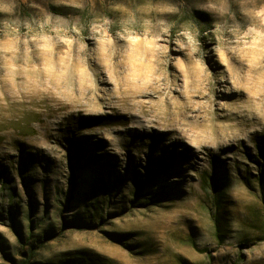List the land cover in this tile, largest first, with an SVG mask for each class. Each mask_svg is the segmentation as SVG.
<instances>
[{"label": "rangeland", "instance_id": "rangeland-1", "mask_svg": "<svg viewBox=\"0 0 264 264\" xmlns=\"http://www.w3.org/2000/svg\"><path fill=\"white\" fill-rule=\"evenodd\" d=\"M0 264H264V0H0Z\"/></svg>", "mask_w": 264, "mask_h": 264}]
</instances>
